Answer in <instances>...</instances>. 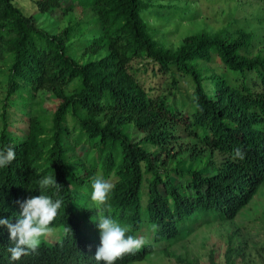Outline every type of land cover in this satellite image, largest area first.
<instances>
[{
  "label": "trees",
  "instance_id": "trees-1",
  "mask_svg": "<svg viewBox=\"0 0 264 264\" xmlns=\"http://www.w3.org/2000/svg\"><path fill=\"white\" fill-rule=\"evenodd\" d=\"M34 3L43 20L15 0H0V59L6 60L0 82L7 86L0 149L11 146L16 154L0 168V218L15 223L17 202L39 196L40 179L53 176L63 206L49 226L72 232L12 261L8 229L0 226V264H97L100 233L82 229L100 207L91 199L96 175L115 185L101 211L126 226L127 235L146 240L115 264L148 260L165 243L166 256L199 264L171 251L172 243L185 230L236 218L264 189V51L250 50L254 33L201 29L169 46L148 17L185 12L182 0ZM77 8L86 12L74 19ZM214 58L226 72L206 67ZM135 59L171 73L176 89L175 73L188 77L194 87L189 99L147 88L135 73ZM40 90L55 102L51 113L34 109ZM12 104L28 116L21 127L9 117ZM236 148L243 160L234 159ZM55 193L42 191L53 199ZM230 238L226 264H258L243 236ZM209 262L221 264L215 249Z\"/></svg>",
  "mask_w": 264,
  "mask_h": 264
},
{
  "label": "rangeland",
  "instance_id": "rangeland-1",
  "mask_svg": "<svg viewBox=\"0 0 264 264\" xmlns=\"http://www.w3.org/2000/svg\"><path fill=\"white\" fill-rule=\"evenodd\" d=\"M15 1L26 13L34 14L39 20L45 18L44 15L38 12L39 10L35 6L34 0ZM172 1L177 2L179 0ZM237 1L182 0L183 4L180 3V5L186 6L185 12L180 10L181 13L170 17H160L152 14L148 19L156 25L155 31L161 32L160 37L163 43L169 46H176L182 41L184 36L201 29L215 32L221 28H225L235 35H238L241 30L253 32L254 41L250 50L253 53L261 49L264 51V0ZM223 8H226V12H222ZM85 12L86 10L82 11L77 8L73 14V18L78 19V16L83 15ZM183 13L190 14L185 15ZM67 18L60 23L61 27L68 23L69 19ZM132 63L136 75L140 77V81L147 88L164 87V92L168 93L170 97L172 96L171 99H189V94L193 91L194 87L188 77H184L179 72H176V78L180 80V86L176 89L171 85L173 77L171 73L166 76L159 74L154 70L153 63L149 60L135 59ZM4 64H6V60L0 59V69L4 67ZM204 64L207 68L215 69L216 72H226L225 67L218 58H214L211 62H205ZM229 74L232 75L231 73ZM0 79L3 78L0 76ZM6 89L7 86L0 82V114L3 110L2 106L4 104ZM37 94L38 98L34 102V109L46 107L47 110L49 108V113H51L55 102L51 101L50 94L42 90ZM7 109L10 113L9 117L16 127H21L23 123H26L25 121L28 119V116L24 114L19 106L12 104ZM190 140V138L185 139V141ZM144 190L147 192V185H145ZM261 190L236 218L228 221L217 219L211 223L196 226L194 229L185 230L181 237L172 243L170 250L187 261L197 260L199 264H210L209 254L215 249L218 254V261L221 264H226L225 251L230 242V237L236 234L243 236V240L246 242L245 248L250 254L249 258L258 264H264V189ZM49 227L52 228V231L41 237V242L52 244L63 237L64 231L63 226ZM82 229L94 237H96L97 233H100L95 221H91L90 225H88L86 219H84L82 221ZM148 234V231H145L144 235ZM166 245L168 244L158 245L160 250L156 251L150 259L131 264H186L185 262H179L173 256H166L161 251L162 247Z\"/></svg>",
  "mask_w": 264,
  "mask_h": 264
},
{
  "label": "clouds",
  "instance_id": "clouds-1",
  "mask_svg": "<svg viewBox=\"0 0 264 264\" xmlns=\"http://www.w3.org/2000/svg\"><path fill=\"white\" fill-rule=\"evenodd\" d=\"M15 151L11 146L0 149V168L7 167L15 159ZM244 159V153L240 148L234 150V159ZM60 184L53 176H44L39 181L40 195L27 198L19 203L21 212L12 223L9 219L0 218V226H6L9 232V239L12 246L7 249L12 261H18L23 256L37 252L41 242V237L49 234L52 228L51 222L56 218L58 210L63 206V199L59 197ZM91 199L98 206L96 210L95 222L100 230V245L95 252L97 264L101 261L104 264H115V262L125 254H135V250L146 244L143 237L127 235L128 228L122 226L111 215H105L101 207L105 206L109 194L115 185L102 175H96L92 181ZM54 188L56 197L42 194L43 190ZM72 232L68 226L64 229L65 234Z\"/></svg>",
  "mask_w": 264,
  "mask_h": 264
}]
</instances>
